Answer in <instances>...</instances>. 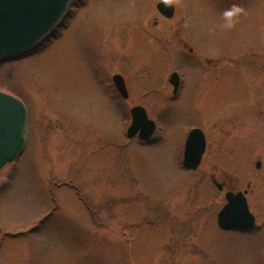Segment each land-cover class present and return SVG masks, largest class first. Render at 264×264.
Listing matches in <instances>:
<instances>
[{
    "label": "rangeland",
    "instance_id": "374dc122",
    "mask_svg": "<svg viewBox=\"0 0 264 264\" xmlns=\"http://www.w3.org/2000/svg\"><path fill=\"white\" fill-rule=\"evenodd\" d=\"M157 1L73 0L53 36L0 63V91L23 101L29 132L0 170V264H264V0H164L168 20ZM182 43L217 69L176 53ZM103 72L124 78L126 100L103 92ZM135 105L156 123L148 141L124 136ZM192 127L206 149L187 171ZM211 174L250 182L255 230L217 227L225 201Z\"/></svg>",
    "mask_w": 264,
    "mask_h": 264
},
{
    "label": "water",
    "instance_id": "95a60500",
    "mask_svg": "<svg viewBox=\"0 0 264 264\" xmlns=\"http://www.w3.org/2000/svg\"><path fill=\"white\" fill-rule=\"evenodd\" d=\"M70 0H0V61L14 58L31 51L61 25L67 15ZM159 11L170 17L173 8L168 3H159ZM177 76L171 75V79ZM117 82V81H116ZM122 91V86L117 82ZM132 119L127 136L138 133L147 139L154 131V122L147 118L143 108L131 109ZM26 111L16 98L0 92V168L15 159L24 147ZM205 148L200 129L189 131L183 152V165L194 169L199 164ZM226 193L227 203L220 209L217 222L223 229L251 226L254 218L248 211L242 193L234 197Z\"/></svg>",
    "mask_w": 264,
    "mask_h": 264
},
{
    "label": "flooded vegetation",
    "instance_id": "af4514ba",
    "mask_svg": "<svg viewBox=\"0 0 264 264\" xmlns=\"http://www.w3.org/2000/svg\"><path fill=\"white\" fill-rule=\"evenodd\" d=\"M161 1H164V0H158L156 3H155V10H156V12L162 17V18H164V19H171L172 18V16L171 17H166L165 15H163L162 13H160L157 9H156V5H157V3H159V2H161ZM72 3H73V0H71V3H70V11L72 10V9H74L73 7H72ZM69 18V17H68ZM121 21V20H120ZM154 24H155V22H154ZM181 41H183V39H181ZM183 45H186V44H183L182 43V46ZM182 48H184V47H182ZM186 49L187 50H185V48L182 50H180V48H179V50H177L176 51V53H178V54H180L182 57L184 56V57H186L187 58V56L188 55H194V56H198L199 58H200V64H202V67H204V69H206L205 67L206 66H209V69H210V71H211V73H213L214 71H215V69H217V66L216 67H212V61H213V59L211 58V56L210 57H201V55L199 54V55H196V53L193 51V48L192 47H190V46H188L187 47V45H186ZM143 54H152V52H150L149 53V51H145ZM215 64V63H214ZM104 73V78H105V80H106V82H105V84H107L108 85V89H105V90H103V92H108V94H109V98H113L114 100H116V99H118V98H120V99H125L126 100V98H127V89H126V83H125V80H124V78H123V81H124V86H125V96H123L121 93H120V91L117 89V87H116V83H115V77H117L118 75H120L118 72H112L111 74L109 73L108 74V76H107V78L105 77V72H103ZM178 73V72H177ZM179 74V73H178ZM121 76V75H120ZM165 83H166V86L168 85V86H170L171 87V90L169 91L170 92V96H172V97H174L177 93L179 94L180 92H182V87H181V85L183 84V82H182V78H181V76L179 75V77H177L176 76V78H174L173 79V81L172 80H170L169 79V77L167 76V78H166V80H165ZM165 83H164V85H163V87H165ZM102 85V83L99 85V86H101ZM155 89L152 87L151 89H147L145 92H146V96H149V95H151L152 93H154L155 91H154ZM147 98V97H146ZM147 111V110H146ZM148 113V112H147ZM205 136V135H204ZM151 138H149V140H150ZM205 149H206V137H205ZM201 162H202V158H201V161H200V164H201ZM239 161L238 160H231L230 161V166L231 167H234V166H240V168H243V170H244V165L246 164H244V161H242L241 162V164H237ZM200 164H199V166H200ZM198 166V167H199ZM197 167V168H198ZM254 167L256 168V170L259 172V174H258V177H259V180H258V182H259V186H261L262 185V183L264 184V166H263V168H261L262 167V164H261V162L259 161V160H256V162L254 163ZM227 178V177H226ZM229 178L231 179V181L229 182V187H227V185H226V181L225 182H223V181H215V176H214V174H211V181L215 184V186H216V188H217V190L219 191V192H222L223 194H225L226 192H231V193H233V194H235V193H237V192H242L243 193V195H244V197H245V200H246V202H247V197L250 195V194H254V189L253 188H251V184H250V182L248 181V183L246 184V187L244 188V189H242L241 191L238 189V188H240L239 187V184H238V182H237V180H236V178H235V176L233 175V176H229ZM256 181H257V178H256ZM253 182H255L254 180L252 181V184H253ZM247 205H248V202H247ZM248 209L251 211V208H249V205H248ZM251 213L252 214H254L252 211H251ZM254 216V218H255V220H256V216L255 215H253ZM255 227V225L252 227V228H245V229H243V232H247V231H249V230H252L253 228ZM258 229H261V226H259V228ZM253 230H255V229H253ZM229 231V230H228Z\"/></svg>",
    "mask_w": 264,
    "mask_h": 264
}]
</instances>
